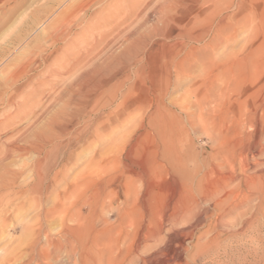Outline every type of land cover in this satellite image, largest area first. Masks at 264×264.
I'll return each mask as SVG.
<instances>
[{
	"label": "rangeland",
	"instance_id": "1",
	"mask_svg": "<svg viewBox=\"0 0 264 264\" xmlns=\"http://www.w3.org/2000/svg\"><path fill=\"white\" fill-rule=\"evenodd\" d=\"M89 1L91 0H0V193L3 191L2 195L0 194V264H56L58 258L61 264L68 262L71 264L63 255L52 257L54 260L47 259V252H50L51 248L47 249L46 255L44 254L41 258L36 255L39 248H44L43 245H45L44 239H36L35 229L39 224L43 229L48 230L52 238L59 237V233L65 232L67 228H74L78 223L79 214L84 216L82 224L95 231L103 227L107 228V226L108 229L115 230L124 227L121 220H118L119 214L116 208L119 201L110 207L109 197L105 196L96 206L86 205L92 189L90 180L97 182L105 178L107 169L101 165L107 157L122 156V162L129 163L124 160L123 155L128 151L127 148L132 143L135 134L143 133L144 128L149 130L146 126V118L151 109L144 105V108L141 106L143 108L140 109L141 111L138 108L131 113H126L127 115L123 114L121 117L119 115V121L127 120L120 123L117 121L118 124L113 123L115 130L112 124L105 122L103 117L100 121L102 123L95 126L96 129L91 119L97 117L98 114H94V111H90V108L83 105L80 108L77 100L75 101L77 95L83 92L85 87V84L78 83L79 78L90 70L91 61L101 63L103 59L99 56L94 57L98 52L97 46L100 45L98 43L101 33L99 28L101 31H106L108 28L100 27L99 23L115 11L120 4L128 3V0H93L94 3ZM260 2L256 0L252 3L253 18L248 25L249 29L246 27V30L238 31L234 39L222 42L216 51L210 52L205 49L210 42L207 38L199 45H194L201 55H211V59L214 60L212 66L206 67L203 71L192 70L191 79L174 81L176 84L173 82L166 98L163 99L164 102L162 101L164 105H162L163 110H160L162 113L155 115V117H173L180 122L185 130V148L198 160V165L208 164L217 171L218 177L224 173L229 175L231 171H234L237 179L234 181L235 184L230 185L235 190L233 197L238 195L237 200L248 197V203L231 212L229 216L221 218L222 220L219 218L221 213L213 211L211 206L203 207L202 212L193 211L189 219L194 224L195 216L199 213V220L195 225L197 228H194L197 230L192 237L184 241L182 258L177 253L173 264H264V196H262L264 194V19L261 18L264 16V0L261 6ZM231 13L229 11L227 14ZM259 13L263 15L259 16ZM123 15V13L118 15L115 20H119ZM149 22V24H154L155 18L150 16ZM56 33L58 37L62 35V38L60 37L61 40L59 38L58 42L54 43L53 38ZM116 45L110 51L111 54L119 51V43ZM88 51L89 54L91 52L93 54L89 55ZM123 85L116 86L114 92L123 91L127 83ZM207 94H214L215 101H203L202 99L208 96ZM103 100L105 99H99L96 106H101ZM91 102L92 100L89 107ZM75 107L81 111L78 120L59 121L63 125L66 124L65 134L59 139L54 137L53 141L50 139L49 142L39 140V134L46 131L53 117H77L73 116ZM116 117L118 115H115L113 119ZM198 117H214L215 122L219 117H229L233 120L232 131L234 132L231 136L237 135L238 137L235 138L243 140V145L248 146L245 165L249 168L243 175L238 171L239 165L236 158L233 160L228 158L225 161L221 158V154L218 155L217 144L209 138V136L213 139L216 137L215 125H202L198 122ZM88 124L93 128H89ZM76 132L79 133L77 137L81 138L78 142L74 139ZM151 134L149 138L146 137L142 139L143 141H139L137 152L134 153L137 155L133 154L134 156H142L145 150L151 148L155 141L157 142V140L154 141V134L152 132ZM73 139L74 142H72ZM64 142L71 143L70 145L66 143L70 147L65 159L57 169L52 170L59 156L56 146L59 144L61 147V143L63 146ZM14 149L17 150L14 151ZM134 156H132L134 161H138L141 157L138 156L135 159ZM249 157L251 159H248ZM207 159L211 162L210 164ZM219 165L224 166L219 168ZM230 167H233V170ZM55 171L57 174L54 178L52 175L56 173ZM245 176L253 177L252 182L245 185ZM164 177L167 179L163 178L155 182L154 191L156 193L154 192L150 198L152 206L149 216L139 214L137 218L136 223L141 227L150 221L153 225L152 229H156L160 223L166 229L168 225L164 218L166 215L171 211L178 214L186 203H189L190 207L193 206L194 199L187 193L184 195L182 206L180 202L176 207H171L170 199L173 196L171 191L174 189V184L168 177ZM50 180L53 182L48 187L47 196H39L36 192L28 193L27 189L33 185L39 182L47 184ZM135 185L138 187V192L142 193L143 186L140 182ZM238 188L241 191L237 190ZM247 188L252 190L249 191ZM67 191L70 193L68 194ZM154 202H157L158 206H155ZM159 205L161 209H158ZM55 206H63L70 215H65V218L62 217L63 213H57L46 222L40 219L38 223L39 214ZM155 209L156 215L152 218ZM74 210L78 211L74 213L77 215L72 214ZM172 212L170 214H173ZM154 219L155 221H152ZM213 221H215L214 224ZM222 221L226 224H222ZM212 224H218V227ZM178 226L170 232L174 237H178L181 233L182 229ZM42 242L43 245H41ZM174 243L175 241L172 247L177 250ZM99 245L98 242L97 246ZM32 251L36 256L32 254Z\"/></svg>",
	"mask_w": 264,
	"mask_h": 264
},
{
	"label": "bare ground",
	"instance_id": "2",
	"mask_svg": "<svg viewBox=\"0 0 264 264\" xmlns=\"http://www.w3.org/2000/svg\"><path fill=\"white\" fill-rule=\"evenodd\" d=\"M91 1L93 2V0ZM91 1L89 2L91 3ZM255 1L256 0H128V3L125 5L120 4L117 9H115V11L111 12L110 15H108L104 20H102V22L99 23V26L102 28L104 26L108 27L106 31H101V28H99L97 25V27L100 29L98 30L101 32L100 42H98L100 45L99 47L97 46L98 43L95 45V47L97 46L98 52L94 55V57L99 56L100 59H103L101 63H98L94 60L91 61L89 65V68L91 66L90 70L85 72V74L79 78L78 83L85 84V87L83 92L81 91L79 93L78 91L79 94L75 99V101L77 100L78 106H80V108L81 105L88 107L90 108V111L95 112L94 114H98L97 117H92L91 119V121L95 123L94 127L99 123H102L100 121L103 117L105 118V122H109V124H112L111 126H113V123L115 122L118 124L117 121L120 119L119 115L121 117L123 114H128V112L131 113L132 111L138 110V108L139 110L143 109L144 105L151 109L150 113L148 111L149 115L146 118V126L149 128V130L144 128L143 133L141 132L135 134L132 143H129L130 145L127 148L128 151H126L125 155H123L124 160L129 161V163L124 161L122 162V156L110 158L107 157L103 163L101 162V166L107 169V175L105 178L97 182L90 180L92 189L91 195L89 196L86 205L96 206V204H98L99 201L105 196L106 198L109 197L110 207L113 203L119 201L116 208L117 213L119 214L118 220H121V223L124 227L115 230L113 228L108 229L107 226V228L103 227L100 230L95 231L93 228H88L82 224L84 216L79 214L77 217V225L74 226V228H67L63 233L60 232L62 235L59 233L60 236L57 238L54 237V239L50 236L48 230L43 229L42 225L39 224V226L35 229L37 231L36 239H44L45 245H43L42 242L41 245H43L44 248L40 247L36 255H39L41 258V256L44 254L46 255V250L51 248V251L47 252V259H52V257L56 255H63L68 261H70L71 264H173L174 256L178 253L179 257H181L183 254V244L186 242L185 240L192 237L194 232L197 230L194 228H197L195 225H197L199 220V213L197 216H195L194 224L193 221L189 219V215L193 211L202 212L203 207L207 208L211 206L213 211L215 210L216 212L221 213V217L219 218L222 220L221 218L229 216L231 212L238 210L239 207L248 203L247 196H245L243 199L240 198L237 200L238 195L236 193L237 196L233 197L235 190H233L230 185L233 184L237 179L234 171H231V174L229 175L222 171L224 174L219 175L220 177H218L217 171L209 167L208 164V166L203 164L198 165V160L190 153L189 150H187V148H185V130L182 128L181 123L177 122V120H175L173 117H155V115L162 113V101L167 95L168 90L174 81L178 82L182 79H191V75L193 73L192 70L203 71L206 67L212 66V62H214V60L211 59V55H201L196 46L199 45L205 38H207L210 40V42L205 49L213 52L216 51L217 47L222 42L225 43L234 39L238 34V31L240 32L244 31V29L246 30V27H248L251 22V18H253L252 3ZM260 1L261 2L259 4L261 6L262 0ZM229 11L232 13L228 15L227 13ZM122 13L124 15L119 20H115V18H118V15ZM260 13L259 16L263 15ZM150 16L155 18L154 24H149ZM261 18L264 19V16H261ZM58 29L59 28H57V30ZM98 35L99 34H97V36ZM56 36L57 33L53 38L55 39L54 43H56V41L58 42L60 37L62 38V35L60 37ZM61 38L59 40H61ZM117 43H119V51L117 53L111 54L110 51ZM91 48L93 49V46ZM92 49L90 50L92 51ZM94 51H96V49ZM75 65L77 66V64ZM175 82L174 84H176ZM123 84L126 85L123 91L114 92V88L116 86L120 85L121 87ZM70 94L72 96V93ZM207 95L208 96H205V98L202 99L203 101H215L214 94ZM102 98L105 99L102 101L103 104L101 105L100 103L101 106L98 105L97 107L96 105L99 103V99L101 100ZM91 100L93 103L91 102L89 107L88 105ZM199 103L201 104L200 101ZM141 106H143V108ZM80 113L81 111L75 107L73 116L77 117H53L49 121L48 127L46 129L48 133H46L44 130V132L40 133L39 136L37 134L36 138L38 136V138H40L39 140H42L43 142H49V140H52L54 137L59 139V137L65 134L67 131L65 126L66 124L63 125L59 123V121L63 120L67 122L78 120L80 118L78 117ZM115 115H118V117L113 119V117L115 118ZM126 120L127 119H125V121ZM121 121L123 122L124 120H120L119 123ZM241 121L242 120L240 118V122ZM198 122L202 125H215L214 128L216 129L215 135L217 139L215 140L216 137L213 139L210 136L209 138L214 140L217 144L218 155L221 154V158L225 161H227L228 158H231L232 160L236 158L239 161H237V164L239 165V170H237L243 175L245 171H247L246 169L249 168H247L245 165L247 159L246 151L248 146L243 145V140L236 139L235 137H238L237 135L235 137L231 136L234 132L232 131V127H234V123H232L233 120H231L229 117H219L215 122L214 117H198ZM90 127H92V125H89V128ZM105 127L104 129H106ZM109 127L110 126H108V128ZM113 130H115L114 126ZM239 130L241 129L239 128ZM151 132L155 136L154 141L157 140V142L155 141L154 145H151V148L145 150V152L142 153V156L138 155L141 156L139 160L137 159L138 161H134L132 156L137 155L134 153L139 146V141H141L143 138H149L152 136ZM33 133V135H35V132ZM75 134L76 138H72L78 142L81 138L77 137L79 133L77 134L76 132ZM81 136L83 135L81 134ZM74 139L72 142H74ZM250 140L252 141V139ZM54 141L56 140L54 139ZM81 141L80 143H82ZM66 143L67 142H64L63 146L61 143V147H59V144H57L56 150L59 151V156L56 158L57 160L52 166V170L57 169L60 166V163L64 161L66 152L70 147L69 145L71 144L68 142L69 145H67L68 143ZM238 149L240 150L237 153ZM15 150L17 149H14V151ZM10 152L12 153V151ZM138 156H134L133 158L136 159ZM214 158L215 157H213V159ZM248 159L251 158L249 157ZM210 163L211 162L209 161V164ZM99 164L96 165L97 168ZM220 166L223 167L224 165H219V168H221ZM230 168L233 170V167ZM49 172L51 173L50 170ZM56 174L57 172L52 176L55 178ZM164 176L168 177L174 184V189L171 191V195L173 194L172 199L169 198L172 203L171 207H176L180 202H182L180 203L182 206L183 200L185 198L184 195H187V193L190 194L194 199L193 206L190 207L188 206L189 203H186L184 208L181 210V212H178V214L173 213L174 211L172 212L170 210L173 214H170L171 212L169 211L170 213L164 217L165 222L168 224L166 229L162 223L158 224L156 229H152L151 227H153V225H151L150 221L148 224L141 227L138 225V223H136L137 218L139 217V214L144 216L147 214L149 216L150 208L152 206L150 203V198L155 192V182L165 178ZM252 180L253 177L251 178L245 176L246 183L244 182V184L246 185L247 183L252 182ZM47 182L49 183L44 184L43 182H39L38 184L33 185L31 188L27 189L28 193L36 192V194L39 196H47L48 187L50 186L51 182H53V180ZM137 182H140V184L143 186L142 193L138 192V187L136 186L138 184L135 185ZM237 190L240 189L238 188ZM248 190L250 191L252 189ZM2 192L0 193L1 195ZM119 192L121 193L119 194ZM69 193L70 192H68V194ZM243 196L244 195H242V197ZM262 196H264V194ZM187 200L188 199H186V202H188ZM103 202L104 201H102V203ZM156 203L154 202V205L158 206ZM160 205L159 208L157 207L158 209H161ZM77 212L78 211L74 210V212L71 213L74 214ZM57 213H63L62 217H65V215L69 214L66 208H63V206H55V208L51 210L48 209L42 211V214H39L37 218L38 223L41 221L40 219L46 222L49 220V218H53L55 214L57 215ZM152 215V218L156 215V209L155 213ZM152 221H155V219ZM100 222L102 223V221ZM214 222L215 221H213V224ZM244 222L246 223L247 221ZM118 224L120 225V223ZM213 224L212 226L216 225V228L218 227V224ZM222 224L226 223L222 221ZM178 225H180V227ZM177 226L182 230L180 235L178 234L179 236L176 235L178 237H174L170 234V232ZM215 233H217V231ZM173 241L176 243H174V245L177 250H174L172 247ZM98 242L100 243L99 246H97ZM39 243L41 242L39 241ZM38 246H40V244ZM32 254H34V252ZM40 258H37V260H40ZM58 260H60V258H58ZM58 260H56V264H61V260Z\"/></svg>",
	"mask_w": 264,
	"mask_h": 264
}]
</instances>
